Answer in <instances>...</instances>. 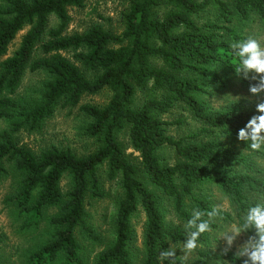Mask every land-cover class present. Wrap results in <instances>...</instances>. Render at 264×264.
Returning a JSON list of instances; mask_svg holds the SVG:
<instances>
[{
	"label": "trees",
	"instance_id": "1",
	"mask_svg": "<svg viewBox=\"0 0 264 264\" xmlns=\"http://www.w3.org/2000/svg\"><path fill=\"white\" fill-rule=\"evenodd\" d=\"M86 1L0 0V122L6 124L0 130V180H12L5 203L21 228L39 230L45 224L49 234L27 252L24 264H137L133 219L140 211L146 222L139 264H243L232 251L196 248L190 261L161 252L183 245L194 209L214 208L198 190L216 187L235 210V216L218 210L212 231L217 221L235 223L250 203L264 198L259 168L264 148L252 150L237 139L264 101L214 111L202 99L227 91L232 79L248 88L256 83L236 75L228 45L247 37L238 32L236 20L264 29V0H128L122 34L101 26L71 34L70 11L84 9ZM211 7L217 20L201 24L200 16ZM26 28L20 47L8 56ZM63 53L73 54L92 77ZM28 73H42L46 80L30 98H17ZM105 89L113 94L105 107L80 108L88 119L84 134L97 143L92 154L80 157L55 145L35 152L19 145L17 136L41 134L59 108H76L85 96ZM147 92L156 95L136 107L138 95ZM176 108L190 113L201 128L180 139L171 136L169 128L183 122L164 117ZM122 135L140 155V165L128 156ZM164 148L175 151V164L161 161ZM106 182L118 189V199L111 239L104 244L88 223V207L109 196ZM166 203L181 224L166 222ZM79 234L106 248L87 257ZM209 238L210 232L202 234L199 244L207 245Z\"/></svg>",
	"mask_w": 264,
	"mask_h": 264
},
{
	"label": "rangeland",
	"instance_id": "2",
	"mask_svg": "<svg viewBox=\"0 0 264 264\" xmlns=\"http://www.w3.org/2000/svg\"><path fill=\"white\" fill-rule=\"evenodd\" d=\"M227 1V0H224ZM129 8L128 0H87L84 9H73L70 11L71 23L69 33H84L93 26H101L107 31H111L116 35H120L124 31V24L122 14ZM217 20V9L211 7L203 15L200 16L199 22H213ZM53 26L56 22L52 23ZM262 26V25H261ZM258 22L242 23L238 20L235 21V27L238 32L243 36H254L264 43V29ZM29 31L26 28L22 31L14 43L11 45L8 56H12L14 52L20 47L22 38ZM67 58L73 61L80 69L87 75L92 77V72H87L82 64L76 62L73 54L63 53ZM46 76L42 73L31 74L28 73L23 86L17 96L22 98L26 96L30 98L33 92L41 89ZM248 87L244 86L237 79L230 81V88L225 92H216L210 96L202 97L205 104L212 110L224 109L228 106L243 105L247 102L264 101V94L253 96L249 93ZM156 95L153 92L140 93L137 97L136 107L142 105L145 100L150 99L151 96ZM113 94L109 89H105L97 95L85 96L81 105L76 108H59L56 114L45 125V129L41 134L35 133H22L17 136V141L20 146L32 149L35 152H40L52 145L58 146L63 149L71 148L78 156L85 157L92 154L96 148L97 143L89 139L85 134V128L88 124V119L80 110L83 105H93L97 107H105L111 100ZM168 121H182L180 125H174L169 128V134L174 138L180 139L201 128V125L191 116L190 113L184 112L182 109L176 108L170 114L164 117ZM6 128V124L0 122V130ZM210 140L213 138L206 137ZM127 149L128 156L138 165H140V155L135 152L128 143V138L125 135L120 137ZM238 151L248 154L242 147L238 146ZM159 156L163 163L175 164L177 156L175 151L171 148H164L159 151ZM255 165H261L260 160H255ZM258 167V166H257ZM259 168L264 169V166ZM106 170V168H104ZM12 180L11 178L0 180V256L3 264H24V258L29 250L41 246L48 235L46 225L42 224L39 230L33 229L25 231L21 228L22 223L17 221L11 209L7 208L5 199L11 192ZM68 178L63 183V188L68 189ZM105 188L109 194L104 200H91V205L88 207L90 213L89 224L92 225L100 238L103 239L104 244H107L111 239L112 231V217L115 215V206L118 197L117 188L114 184L105 183ZM199 196H206L212 203L214 208L219 211L225 212L235 216V210L230 202L221 193L219 189L213 186H206L202 190H198ZM264 199V198H262ZM166 222L170 225L181 224L175 216L170 203L165 206ZM146 218L142 211H140L133 219L134 229L136 233V246L137 252L135 254L137 261L142 258V240L144 233ZM217 229L210 231V238L207 245L199 244L198 249H208L212 252H222L226 247L223 240H218L219 232L225 225L232 224L229 222L217 221ZM80 237L82 243L83 254L93 259V257L102 252L106 246L103 244H94L87 240L85 237ZM247 238L245 234L238 237L233 243L229 251L236 253L239 245ZM172 249L176 250V254L186 260H193L195 254L190 251H184L183 245H172ZM138 255V256H137ZM137 262V264H139Z\"/></svg>",
	"mask_w": 264,
	"mask_h": 264
},
{
	"label": "clouds",
	"instance_id": "3",
	"mask_svg": "<svg viewBox=\"0 0 264 264\" xmlns=\"http://www.w3.org/2000/svg\"><path fill=\"white\" fill-rule=\"evenodd\" d=\"M237 61L236 75L244 80L256 81L250 84L249 93L253 96L264 94V43L254 36L237 39L228 45ZM256 113L239 129L237 139L247 141L252 150L264 148V102L256 104ZM219 215L216 208L208 212L194 209L186 222L188 229L182 241L184 251H193L199 245L202 234L212 231V222ZM207 216V219L204 217ZM242 234L247 238L239 245L235 258H243V264H264V199L250 203L235 223L225 225L219 232L218 240H223L226 254ZM175 249H165L161 256L171 258Z\"/></svg>",
	"mask_w": 264,
	"mask_h": 264
}]
</instances>
